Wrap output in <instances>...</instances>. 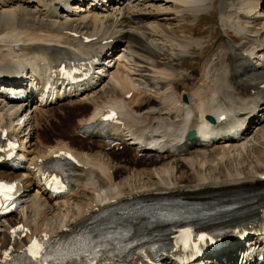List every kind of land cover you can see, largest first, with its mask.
Listing matches in <instances>:
<instances>
[{
    "label": "bare ground",
    "instance_id": "6f19581e",
    "mask_svg": "<svg viewBox=\"0 0 264 264\" xmlns=\"http://www.w3.org/2000/svg\"><path fill=\"white\" fill-rule=\"evenodd\" d=\"M218 1L226 34L200 73L191 74L184 86L187 90L181 92L183 86L177 82L185 80L186 68L168 60L160 64L156 55L171 50L176 58L186 59L196 48L205 54L207 40L198 38L195 28L217 0H109L110 5L94 0H0V132L7 130L20 143V159L28 160H19L16 168L7 160L0 162V176L19 179L24 189L23 209L5 218L0 231V261L5 253L24 249L44 232L59 235L65 229L82 227L105 211L118 210L134 200L148 202V208L132 226L131 237L170 238L179 226L171 222L154 225L152 217L166 212L158 205L161 201L174 199L185 202L183 207L198 218L183 225L228 230L227 246L204 261L264 264V259L249 255L247 243L237 237L235 229L249 221L264 222V0ZM191 15L194 18L189 25L181 23ZM91 37L95 39L86 42ZM84 52L103 57L95 76L80 92L61 98H69L61 103L64 112L68 110L72 116L65 119L55 109L39 114L45 108L41 106H35L28 117L21 116L29 110L30 99H7L12 86L30 91L28 80L22 78L30 66L54 67L63 55ZM109 106L116 108L122 119L110 130L112 138L124 139L123 150L134 152V158L126 157L116 165L109 156L119 150L108 143L105 132L94 130L100 141L88 137L84 149L64 143L68 138L82 139L79 128L99 122ZM73 113L84 116L75 123ZM206 115L214 116L217 133L187 139L183 152L174 144L169 150L164 146H159L164 149L159 152L148 150V140L160 134L181 135L197 127L208 131L198 124ZM186 118L191 121L183 127ZM252 125L260 126L254 141ZM56 127H63L56 133L61 140L53 143L50 132ZM35 133L38 139L33 146L30 138ZM131 138L142 139L134 141L142 144L134 145ZM60 149L71 150L77 162L72 165L73 189L66 196L54 197L45 185L43 169ZM132 163L136 170L144 166L143 174L151 173L154 166L159 179L140 187L131 180L128 186L119 182L117 170ZM134 172L135 177L140 173ZM81 193L90 199L74 207L72 200ZM231 204L236 206L221 211ZM166 213L172 218L179 211ZM31 260L33 264L40 261Z\"/></svg>",
    "mask_w": 264,
    "mask_h": 264
},
{
    "label": "rangeland",
    "instance_id": "374dc122",
    "mask_svg": "<svg viewBox=\"0 0 264 264\" xmlns=\"http://www.w3.org/2000/svg\"><path fill=\"white\" fill-rule=\"evenodd\" d=\"M168 5V4H167ZM217 5V6H216ZM219 5V6H218ZM211 9V10H210ZM209 10L210 11H208V12H206V13H204V15H203V17H202V19H201V21L199 22V24H198V26L195 28V31L197 30L198 32H197V34H200L199 36H198V38H201V39H205V40H207L204 44L206 45V44H208V50H206V53L205 54H203L202 53V48H196V49H194L190 54H188V57L186 58V59H181V58H176L177 57V54H175V53H173L171 50H162V51H160L156 56V60L160 63V64H163V63H165L166 62V60H168V61H171L170 63L171 64H175V65H182V66H184L185 68H186V70L184 71L186 74H185V80H183L182 82H177L179 85H180V88L182 87V89L180 90L181 92H184V91H186L187 90V88L186 89H184V86H185V84L187 83V81H188V79L189 78H192V75L191 74H193L194 72H198V73H200V71L202 70V68L204 67V65L206 64V62H207V60L206 59H208L209 58V56L211 55V52L216 48V45H217V42L222 38V37H224V35L226 34L225 33V31H224V28H223V26L221 25V22H220V19H219V16H220V12H221V7H220V4H219V1L217 0V2H216V4H215V8L213 7V8H210ZM263 12H264V5H263ZM194 17H193V15H191L190 16V18L188 19V21H186V20H182V24H190V21H192V19H193ZM181 20V18L179 17V18H176V20L178 21V20ZM214 32V33H213ZM214 34L215 35V37L213 38V39H211L212 38V36H211V34ZM176 58V59H175ZM172 59H175L174 61H172ZM185 62V63H184ZM183 63H184V65H183ZM201 69V70H200ZM199 70V71H198ZM198 75V74H197ZM187 84H189V82L187 83ZM184 89V90H183ZM69 98H65V99H62V100H59V102H56V103H52L51 105H48L47 107H45L44 109H43V111H40L39 112V114L40 113H44L45 115H47V114H49V112L52 110V109H55V110H57V112H58V115L60 116L61 115V117H63L64 116V118L66 119L67 117H68V115L69 116H72L71 114H70V112L67 110V111H65L64 112V109L66 110V107L65 106H63L62 107V103L61 102H66V100H68ZM75 109H77V110H79L78 108H75ZM75 109H73V110H75ZM47 111V112H46ZM91 111H92V107H91V109H90V111H89V113L88 114H90L91 113ZM63 112V113H62ZM74 112V111H73ZM25 113H23L22 115H24ZM39 114H37V119H36V122L38 121V118H39ZM88 114H86V115H88ZM262 114V113H261ZM66 115H67V117H66ZM83 116L84 115H77L76 113H73V118H74V120H73V122H77V121H79L80 119H81V117L83 118ZM262 116V115H261ZM262 118H263V116H262ZM36 122H35V124H36ZM64 122V121H63ZM62 122V123H63ZM61 124V123H60ZM70 124H72V123H69V125ZM262 124H264V123H262ZM261 124V125H262ZM257 126V127H256ZM252 125V127H251V129H250V131H251V138L253 139L254 137H253V135L255 136L256 135V133L260 130V126L259 125ZM63 128V127H62ZM62 128H58V127H56V128H53L54 130L52 131L51 130V134H52V136L54 137V142L53 143H57V142H59L61 139L56 135V133H57V131H59L60 129H62ZM57 137V138H56ZM30 138V137H29ZM26 139V141L28 142V140H30L31 139V143L33 142V146L36 144V142H37V139H38V137H37V135H36V133L34 134V136H33V138H30V139ZM255 139H253V141H254ZM67 141V142H66ZM95 141H97V142H99L98 140H95ZM64 143H66L67 145H69V146H71V147H73V148H79L80 146H81V149H84V147L88 144L87 143V138H82V139H72V138H68V139H65V141H64ZM257 144H259L258 142H256ZM32 145V144H31ZM29 146H30V141H29ZM33 146H31V147H33ZM124 148V147H123ZM123 148H121V149H119V151H118V153L117 154H112V155H110L109 157H111L112 158V160H114V162H115V164L114 165H116V164H118V163H120V162H123V159L124 158H126V157H130V158H134V152L132 151V150H130L129 151V153L128 152H126V151H124L123 150ZM86 150V149H85ZM98 150V149H97ZM122 150V151H121ZM133 154H132V153ZM123 154V155H122ZM123 156H125V157H123ZM120 157H122V159H120ZM106 159H107V156H106ZM119 160V161H118ZM255 162V164H254V166H256V165H258L257 163H258V161L257 160H255L254 161ZM173 163H174V161H172L171 163L169 162V165L170 166H172L173 165ZM122 165H124V164H122ZM133 163H132V165H128L126 168H124L123 170H117V173H118V181L119 182H124L125 183V185L126 186H128L129 184H128V182L131 180V182L133 183H135V182H137L136 184L140 187V186H142L143 184H141V183H143V182H145V183H153L152 181H156L157 179H159V175L156 173L157 171H155V167L153 166V167H150V171H152L151 173H153V175L151 174V173H145V174H143L142 172H143V170H145V169H143V168H145L144 166H139V169L140 170H136V169H134L135 167H133ZM124 166H126V165H124ZM250 169V168H249ZM128 170V171H127ZM184 170H186L187 172H189L190 170H188L187 168H185ZM134 171H138V172H140V173H142V174H138L137 175V177H135V172ZM120 172V173H119ZM132 174V175H131ZM148 174H150L151 175V177L150 176H148ZM145 175V176H144ZM180 174L178 173V176H179ZM130 176H134L132 179L130 178ZM141 176V177H140ZM155 176V177H154ZM222 176V175H221ZM153 177V178H152ZM135 178H137V179H135ZM139 178V179H138ZM151 178H152V180H151ZM157 178V179H156ZM139 182V183H138ZM89 199H90V197H86L85 196V193H81L80 195H78L77 197H76V199L75 200H72V204H73V206L74 207H77V206H79V204L81 203V200L82 201H89ZM80 202H79V201Z\"/></svg>",
    "mask_w": 264,
    "mask_h": 264
},
{
    "label": "snow or ice",
    "instance_id": "6c2138e0",
    "mask_svg": "<svg viewBox=\"0 0 264 264\" xmlns=\"http://www.w3.org/2000/svg\"><path fill=\"white\" fill-rule=\"evenodd\" d=\"M106 118H107V117H106ZM65 155H67V154H65ZM201 239H203V237H201ZM33 243H34L33 254L35 255L36 249L39 248V245H37L36 242H33ZM7 255H8V254L5 253V256H7Z\"/></svg>",
    "mask_w": 264,
    "mask_h": 264
},
{
    "label": "water",
    "instance_id": "95a60500",
    "mask_svg": "<svg viewBox=\"0 0 264 264\" xmlns=\"http://www.w3.org/2000/svg\"><path fill=\"white\" fill-rule=\"evenodd\" d=\"M209 118H210L211 120H213V117L210 116ZM192 135H193V133L190 134V136H192Z\"/></svg>",
    "mask_w": 264,
    "mask_h": 264
}]
</instances>
